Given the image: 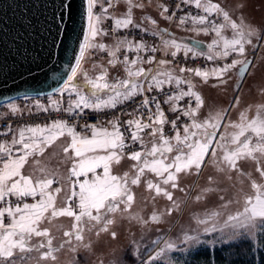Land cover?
Masks as SVG:
<instances>
[{"label":"snow or ice","instance_id":"6c2138e0","mask_svg":"<svg viewBox=\"0 0 264 264\" xmlns=\"http://www.w3.org/2000/svg\"><path fill=\"white\" fill-rule=\"evenodd\" d=\"M98 3L100 13L94 11ZM182 3L194 6L199 12L179 17L180 26L190 23V30L197 34L215 33L216 38L207 45V52L176 39H163V30L142 26L135 20L134 10L144 9L145 5L137 0H87V34L79 46L75 65L58 89L62 95L68 94L69 104L64 107L61 101L53 100L49 107H37L44 112L51 108L58 113L79 116L84 109L102 112L132 102L135 108L127 115L133 118L121 121L116 117L108 120L106 125L103 122L85 124L83 131H77L76 125L66 119H55L43 126L13 129L9 125L0 133L4 136L13 133L11 141L0 142V264L55 261V254L64 244L71 245L73 240L83 243L85 232L95 231L98 237L105 233L117 239V232L111 230L116 216L130 213L135 203L133 187L142 183L152 193L153 201L163 197L172 206L166 212L153 211L147 219L139 214L129 218L144 226L149 223L159 225L165 215H171L180 208L173 198V190L185 191L180 187L182 176H199L209 166L217 173L227 174L229 180L232 179V172L247 176L254 195L243 193L240 189L243 209L227 215L222 225H219L221 212L218 211L211 212L207 219L197 218V224L205 225L204 233L224 232L225 229H230L232 235H239L240 230L253 232L260 228L264 231V183L251 179V173H244L240 166L241 161L254 160L257 164L255 171L264 179V165L260 163L264 158V103L256 105L254 116L248 115L251 106H247L238 113L237 119H230L232 109L240 105L241 98L235 96L228 107L209 105L194 79L199 78L201 84H208L210 79L216 80L218 83L212 84L215 88L227 85V77L233 69L238 68L237 75L244 77L253 63L247 58L248 48H255L264 42V22L258 25L243 16L234 18L227 10L230 0L223 5L214 0H182ZM120 4L125 5V12L117 18L109 13V9ZM243 7L241 4V10ZM158 8L159 15L165 20H172L175 16V12L169 14V7L163 3ZM105 19L114 21L113 32L131 28L152 37H161L162 47L150 46L143 38L130 40L127 36L109 46L98 39L109 35L102 27ZM145 19L153 26L158 23L150 16ZM226 30L231 32L230 39L223 35ZM195 43L199 45L200 41ZM89 50L107 53L108 64L113 68L123 65L125 77L117 75L110 79L108 68L96 63L92 69L99 68L100 71L94 76L89 75L88 70L82 67ZM122 51L125 52L123 58L120 56ZM159 51L173 59L181 52L185 57L191 54L210 61L227 59L233 54L236 58L212 68H187L179 65L169 67L173 59L157 60L155 55H141ZM128 52L135 53L134 58L130 59ZM154 62L157 65L155 70L144 67ZM166 85L174 86L175 90L166 93ZM85 86L89 89L87 92ZM240 88L242 84L237 85V90ZM149 93L156 95L149 96ZM161 93L163 98H160ZM137 97L141 98L138 103ZM164 105L168 106L167 113L173 114V119H169ZM205 109H208L207 114ZM10 111L15 115L20 109L10 105ZM136 113L140 115L136 116ZM122 125L126 126L130 135L121 131ZM167 125L171 126L172 135L166 134ZM149 129L147 135L151 139L146 141L144 133ZM63 137H67V143L60 146V163L68 165L66 174L60 173L59 169H49L38 159ZM136 145H139V150ZM30 158H33L35 171L40 173L35 178L24 172ZM125 159L134 162L131 172L114 174V166L121 165ZM146 174H152L155 179L147 178ZM208 180L210 185L218 183L212 176ZM216 191L215 187H206L196 199ZM62 192L63 201L58 207L57 198ZM28 198H31V203ZM220 199L224 200V196ZM230 203L232 201L221 207L227 209ZM59 217L72 218L73 224L70 231L63 233L67 239L56 247L50 229L43 224H51ZM181 243H202L199 232L195 235L185 233ZM83 246L89 247L88 244ZM176 248L174 242H165L155 255H148L144 264H157L161 259L171 264L167 253ZM72 250H76L75 246ZM33 253L38 256H33Z\"/></svg>","mask_w":264,"mask_h":264},{"label":"rangeland","instance_id":"374dc122","mask_svg":"<svg viewBox=\"0 0 264 264\" xmlns=\"http://www.w3.org/2000/svg\"><path fill=\"white\" fill-rule=\"evenodd\" d=\"M137 2L144 4L145 8L134 10L135 20L148 29H152L153 27H156L159 30H162V28L168 29L166 32H162L163 39H176L177 42L188 43L186 42V38L192 37L209 44L214 38H216L215 33L205 35L202 32L197 34L196 32L191 31L190 29L192 25L190 23L180 26L179 19H163V17L159 15L158 8L159 4H165L161 0H137ZM214 2H220L223 5L226 3V0H214ZM241 4L244 5L242 10L240 8ZM194 10L195 11L192 14H197L199 12V10L195 8ZM227 10L230 11L234 18L243 16L247 20L258 25L264 22V0H230ZM94 11L100 13L101 7L99 3ZM124 12V4L109 9V13L117 18H120ZM169 14H171V12ZM149 16L157 20V25L153 26L150 22L146 21L145 18ZM110 25L114 26V21L111 19H105L102 27L108 31L109 35L98 38L109 46L115 45L116 41L124 36H127L130 40H134L135 37H129V33L139 31V29L131 28L119 29L117 30L119 33L114 34L112 31L108 30ZM143 33L147 34L145 32ZM223 35L226 38H231V32L228 30H226ZM162 38H160L159 41L160 47L155 43L158 48L162 47ZM149 45L155 46L154 44ZM93 51L98 52L96 50H89L86 52L85 58L82 61V67L85 70H88L89 75L94 76L100 71L99 68L93 71L92 65L96 63L103 64L104 67L108 68L110 79L117 75L121 78L125 77L123 65L118 64L113 68L108 64V59H96ZM159 52L164 55L163 51ZM100 54H102V52H100ZM178 55H183V53H178L177 56ZM189 57L193 56L189 54ZM233 58H236L235 54L227 59H218L222 60V62L211 64V66H207L206 68L223 65L224 63L230 62ZM247 58L252 59L253 63L250 71L242 82H240L239 76L237 75L238 68L231 71L227 77L228 83L224 86L214 88L212 87V84L218 83L216 80L210 79L208 84H201L199 78H194L198 85V90L202 92L209 105L214 104L216 107H228L229 102L232 101L235 96L241 98L240 105L232 109L230 119H237L238 113L244 110L247 106H251L248 115L250 117L254 116L256 113V105L264 103V42L258 44L255 48L249 47ZM174 66L176 65L173 63L169 67ZM144 67L152 68V64H146ZM241 84L242 88L237 90V85ZM74 98L75 97H73V99ZM9 102L5 104V111H7V113H11L10 105H15L20 109V112L17 114H21L22 112L27 113L31 110L37 111V109H39L23 106L15 101L11 103ZM204 111L205 114H207L208 109H205ZM229 131H232V129H229ZM66 143L67 137H63L57 140L52 147L47 148L44 155L38 157L41 164L46 165L52 170L59 169L60 173H64L63 167L66 165L60 163L62 158L60 154V146ZM150 146L151 145H149V147ZM32 159L33 158H30L24 172L25 174H32L35 178L36 176H39L40 173L35 171ZM132 163L134 162L125 159L122 161L121 165L114 166V174H123L124 171L131 172ZM260 163L261 165H264V158H261ZM240 166L244 173H251V179L256 180L257 183H264V179H262L259 176V173L255 171L257 164L254 160L248 159L241 161ZM146 176L147 178L155 179L152 174H146ZM209 176H212L213 180L218 183L210 185L208 180ZM231 176L232 179L229 180L227 174L217 173L210 166L205 168L199 176H182L180 187L184 188L185 191L181 192L179 190H173V198L180 205V208L173 211L171 215H165L163 217V222L159 225L149 223L147 226H144L131 220L129 216L139 214L147 219L153 211L166 212V210L172 206L171 202L163 197H158L153 201L151 198L152 193L146 189V186L143 183L138 187L134 186L133 191L135 193V203L130 210V213H124L123 215L117 214L116 223L111 229L112 231L117 232V239H112L110 235L105 233H101L98 237L95 234V231L91 233L85 232L83 243H78L73 240L71 245L64 244V247L55 254L57 256L55 261H39V264H144L148 255H155L157 251L165 246V242H174L177 245L176 249L167 253V259L171 261V264H189L193 256L203 249H220L224 246L238 242H250L253 243L256 249H260L264 242V231L260 228H257L253 232L240 230L239 235H232L230 229H225L224 232L217 231L204 233L203 228L205 225L197 224V218L207 219L211 212L218 211L221 212V216L218 218L219 225H222L223 221L227 218V215L235 214L238 210L243 209V199L242 193L239 191L240 189L243 190V193L254 195V190L251 188V180L247 176H240L236 172H232ZM56 186L57 185H53V187ZM209 186L217 188V191L212 194L203 195L202 199L197 200L196 197L202 195V189ZM221 196H224V200L220 199ZM229 201H232V203L228 205L227 209L221 207V205L228 203ZM237 201H239V203H237ZM211 223L212 221L210 220L209 227L211 226ZM72 224V218L59 217L54 219L51 224H43V227H48L50 229L51 236L53 237V245L59 247L60 244L67 239L63 235L64 231H70L72 229ZM197 231L199 232L202 243L191 245L181 243L185 233L195 235ZM154 241H158L159 243H153ZM35 242L36 238L33 239V243ZM84 244H88L89 247L85 248L83 246ZM73 246L76 248L75 251L72 250ZM32 255L38 256L37 253H33ZM159 263L166 264V261L161 259L157 262V264ZM32 264H37V260H33Z\"/></svg>","mask_w":264,"mask_h":264},{"label":"water","instance_id":"95a60500","mask_svg":"<svg viewBox=\"0 0 264 264\" xmlns=\"http://www.w3.org/2000/svg\"><path fill=\"white\" fill-rule=\"evenodd\" d=\"M86 9L87 0H0V104L62 87L87 34Z\"/></svg>","mask_w":264,"mask_h":264},{"label":"built area","instance_id":"2783aa9c","mask_svg":"<svg viewBox=\"0 0 264 264\" xmlns=\"http://www.w3.org/2000/svg\"><path fill=\"white\" fill-rule=\"evenodd\" d=\"M162 2H164L170 9V12H175V16L173 17L174 19H179V17L184 16L186 13H193L194 7L193 6H187L184 5L182 3V0H161ZM177 5H180L179 8H177ZM114 26L110 25L108 30L112 31V28ZM168 30V29H167ZM166 32V31H165ZM114 34H118L119 32H113ZM134 36L135 39L138 38H142L146 41V43L148 42V44H154L156 46V44H158V47H160V38L161 37H152L151 35L144 34L143 32H141L140 30L138 32L133 31L131 33H129V37ZM156 43V44H155ZM157 47V46H156ZM94 57L96 59H109L107 53H102L100 54V52H93ZM125 54L124 51H122L120 53L121 58H123V55ZM127 55L129 56L130 59L134 58L135 53H131L128 52ZM141 55H144L145 57L149 56V55H155L156 59H173L170 56H164L162 55L160 52H157L156 54L154 53H142ZM219 61V62H218ZM222 60H213L210 61L208 60L206 57H185L184 55H178L177 57H175L173 59V63L175 65H179V66H183V67H187V68H206L207 66H211V64H216V63H221ZM157 65L154 62L152 64V69H156ZM186 88V86H185ZM174 86H165V92L166 93H171L172 91H174ZM149 96L151 95H156V93H149ZM163 93L160 94V98H163ZM141 98L137 97V103L139 102ZM53 100H57V101H61L64 107H67L69 104V100H68V96L66 93H64L63 95L57 90L53 93L50 94H44V95H27V96H21L18 97L16 99H13L11 102H18L23 106H28V107H33V108H38L37 105H40L42 107H49L51 105V102ZM9 102V103H11ZM183 103V102H181ZM6 103H1L0 104V133L4 132L6 130L7 126H11L13 129H18L21 127H25V126H35V125H44V124H48L51 123L53 120L55 119H66L69 121V123L71 124H75L76 125V129L77 131H83L84 130V125L85 124H96L98 122H103L106 125V122L108 120L114 119L116 117H119L121 121H125L128 119H132L133 116H129L127 115V113H131L133 112V109L135 108V105L132 102H127L125 104L122 105H117L116 108H109V109H105L102 112H94L91 109H84L83 110V114L76 116H69L68 113L66 112H56L54 110H52L51 108H49V111L44 112L41 111L40 109L36 110H31L29 112H22L21 114H15L13 115L12 113H7L6 107H5ZM166 113H167V105L163 106ZM169 115V119H173L174 116L171 113H167ZM136 116H139L140 113H136ZM144 118H145V122H147V113H144ZM121 131L125 132L126 135H130V133H128L126 131V126L121 127ZM150 131L149 130H145L144 133V139L146 141L150 140V136L147 135V133ZM165 131L166 134L168 135H172L173 133L171 132V126L167 125L165 126ZM13 136V133H8L7 136L4 135H0V142H4L5 140L7 141H11ZM137 150H139V145L135 146ZM28 202H32L31 198H28Z\"/></svg>","mask_w":264,"mask_h":264},{"label":"trees","instance_id":"16d2710c","mask_svg":"<svg viewBox=\"0 0 264 264\" xmlns=\"http://www.w3.org/2000/svg\"><path fill=\"white\" fill-rule=\"evenodd\" d=\"M85 90H89L87 86ZM189 264H264V242L260 249L250 242H238L220 249H203L193 256Z\"/></svg>","mask_w":264,"mask_h":264},{"label":"crops","instance_id":"0c3cea01","mask_svg":"<svg viewBox=\"0 0 264 264\" xmlns=\"http://www.w3.org/2000/svg\"><path fill=\"white\" fill-rule=\"evenodd\" d=\"M149 145H150V144H149ZM67 167H68V165H66V166L63 167L64 173H62V174H66V172H67ZM63 196H64V193L62 192V193L60 194V196L57 198V206H60V204L62 203V201H63Z\"/></svg>","mask_w":264,"mask_h":264}]
</instances>
